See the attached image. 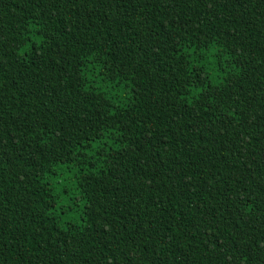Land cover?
I'll return each mask as SVG.
<instances>
[{
  "label": "trees",
  "instance_id": "16d2710c",
  "mask_svg": "<svg viewBox=\"0 0 264 264\" xmlns=\"http://www.w3.org/2000/svg\"><path fill=\"white\" fill-rule=\"evenodd\" d=\"M0 264H264V0H0Z\"/></svg>",
  "mask_w": 264,
  "mask_h": 264
},
{
  "label": "rangeland",
  "instance_id": "374dc122",
  "mask_svg": "<svg viewBox=\"0 0 264 264\" xmlns=\"http://www.w3.org/2000/svg\"><path fill=\"white\" fill-rule=\"evenodd\" d=\"M24 52V48L21 50ZM193 65L200 66L206 71L211 82L218 83L225 72H234L236 66L229 64L230 55L219 45L213 44L206 48L189 50ZM89 83L104 92L113 102L122 105L129 99L131 90L128 83L108 82L99 73V68L90 64L83 70ZM195 91H193V95ZM54 195V205L50 213L56 217L61 227L68 225L80 226L83 222L84 200L74 180L73 172L67 173L56 168L55 174L45 176Z\"/></svg>",
  "mask_w": 264,
  "mask_h": 264
},
{
  "label": "clouds",
  "instance_id": "9594fccd",
  "mask_svg": "<svg viewBox=\"0 0 264 264\" xmlns=\"http://www.w3.org/2000/svg\"><path fill=\"white\" fill-rule=\"evenodd\" d=\"M50 175H52V174H50ZM47 176H49V175H47ZM45 182V181H44ZM47 183V182H46ZM48 184V183H47ZM48 186H49V184H48ZM50 187V186H49ZM51 188V187H50ZM54 196V195H53ZM82 197V196H81Z\"/></svg>",
  "mask_w": 264,
  "mask_h": 264
}]
</instances>
